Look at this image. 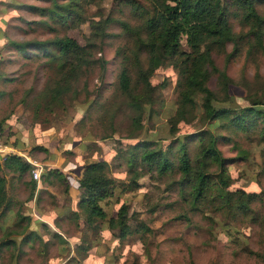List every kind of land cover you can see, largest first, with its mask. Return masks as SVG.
Returning a JSON list of instances; mask_svg holds the SVG:
<instances>
[{"label": "rangeland", "instance_id": "obj_1", "mask_svg": "<svg viewBox=\"0 0 264 264\" xmlns=\"http://www.w3.org/2000/svg\"><path fill=\"white\" fill-rule=\"evenodd\" d=\"M134 2L139 10L151 12L147 0ZM77 3L72 16L55 18L32 9L50 8L49 1L0 0V123L4 139L16 137L24 146L43 143L52 151H45L48 165H34V169H41L39 181L31 178L26 184L15 185L14 176L4 171L8 200L0 210V264H70L69 255L76 256V243L84 237L95 238L96 242L84 259L85 254L76 256L81 259L79 264H264L263 202L252 203L254 212L246 214L230 207L218 210L212 199L194 203L188 196L189 188L178 184L179 151L175 142L188 143L195 149L197 142L187 139L188 135L206 129L213 132L220 138L218 148L227 160V190L259 193L264 191L262 124L257 121L254 127L242 129L234 124L224 126L228 118L208 122L202 118V98L196 96V118L181 122L171 135L168 119L177 107L179 77L173 65L156 58L150 77L152 102L143 106L138 130L133 123L136 112L119 89L118 75L122 52L130 54L134 42L133 35L125 33L119 22L140 25L139 10L125 0ZM259 11L264 15V4ZM229 13L232 30L243 37L247 27L233 7ZM95 23L103 25L105 32L90 49L96 63L77 71L70 90L58 100L46 92L60 79L58 64L48 61L38 50L24 57L10 44L68 36L85 45ZM181 42L187 50L185 36ZM233 48L229 42L225 53L214 54L217 66L232 80L229 99L215 105L240 109L247 94L264 89V53L255 49L247 56L248 46L243 39L238 51L229 57ZM142 59L147 65L146 56ZM131 77L134 81V70ZM208 85L223 96L215 75ZM142 141H150V149L162 151L172 145L168 152L173 165L168 172L161 174L155 165L141 160L143 150L135 145ZM97 160L108 163L107 173L117 184L114 195L100 202L107 217L123 203L128 207L132 232L125 239L120 240L106 228L100 234L93 229L82 231L85 217L71 210L76 208L80 195L71 184L81 176L83 164ZM49 168L62 169L66 174L50 175L44 180L42 173ZM132 169L139 174L138 186L125 191L123 186L129 185ZM209 169L212 178L219 170L216 165ZM33 181L36 189L30 198ZM39 184L46 189L39 188L38 192ZM37 221L45 224H35ZM101 223L97 221L100 227ZM28 233L32 237L24 240ZM58 234L62 240L55 237Z\"/></svg>", "mask_w": 264, "mask_h": 264}, {"label": "trees", "instance_id": "obj_2", "mask_svg": "<svg viewBox=\"0 0 264 264\" xmlns=\"http://www.w3.org/2000/svg\"><path fill=\"white\" fill-rule=\"evenodd\" d=\"M51 2L50 8L32 7L40 14L50 17L62 18L72 16L76 12L77 0H66L58 3V0H43ZM134 10H139L134 0ZM151 12L139 10V17L142 22L138 26H131L126 22H119L122 30L134 37L133 49L130 54L122 52L121 69L118 75V85L121 92L128 97L129 106L136 112L133 123L138 130H141V114L143 106L152 102L153 86L150 77L154 71V61L161 59L168 65H173L178 72V99L177 107L172 116L168 119L171 135L178 131V125L189 123L196 118L194 111L195 97L201 96L203 119L208 122L215 120H228L224 126L234 124L238 128L254 127L256 122L262 124L260 129L261 137L264 140V89L261 93L257 91L247 94L244 97V105L240 109H233L227 106L217 107L215 102H225L229 99V85L232 80L224 69H220L215 60L214 54L225 53L227 44L232 42L234 48L228 56L238 51L240 40L246 42L247 56H250L255 49L264 53V15L259 11L264 0H147ZM236 10L241 21L247 27L245 35L237 36L229 24L230 8ZM67 19V18H66ZM65 19V20H66ZM107 22V21H106ZM94 31L91 32L89 41L85 45L79 44L68 36H56L48 40H33L16 42L10 44L24 57L33 54V50L42 51L49 58L48 61L56 62L61 70L58 83L53 88H46L51 97L58 98L67 93L71 88V79L77 76V71L96 63L92 58L90 49L97 45V41L105 36L104 26L95 23ZM186 37L187 50L182 47V37ZM142 56H146L145 65ZM98 62V61H97ZM104 64V61L100 62ZM131 70L135 71L136 78L133 81ZM215 75L217 86L223 96H218L208 85L209 79ZM0 131L3 132L2 123ZM4 134V132H3ZM187 139L196 140V146L190 148L184 142H177L178 156L176 167L180 172L178 184L189 188L188 196L193 198L194 203L198 201L217 202L216 208H235L243 214L253 213L251 204L263 202L264 191L259 193H246L242 190L231 192L227 190L229 175L226 174V159L222 157L218 148L220 138L208 129L199 133H192ZM150 141H142L135 145L142 148L141 160L146 164L156 166V169L164 174L171 169L173 162L170 153L167 151L150 149ZM42 147H34L33 149ZM195 150V151H193ZM131 168L133 163L129 162ZM216 165L219 170L215 177H211L209 167ZM108 163L104 160L89 162L85 165L81 176L78 179L79 208L85 217L82 231L95 230L98 234L105 228L113 232L120 240L125 239L132 231L129 225L128 207L121 204L114 215L107 217L101 201L111 198L117 184L114 178L107 173ZM34 165L18 154H8L0 161V210L8 200L7 183L4 171L24 175L31 173ZM136 170L131 171L129 185L125 183L123 190H132L138 186ZM57 169H48L42 173L44 180L50 175L61 176ZM36 189V182L31 183L30 198ZM213 192V193H212ZM27 217H23L26 219ZM97 221L102 222L97 225ZM106 225V226H105ZM115 232V233H114ZM30 239V233L25 235ZM38 236V235H36ZM39 237V236H38ZM62 240L60 235H56ZM95 238H83L76 243V256L85 254L93 247ZM11 243H13L11 241ZM73 255L72 263L79 264V258Z\"/></svg>", "mask_w": 264, "mask_h": 264}, {"label": "crops", "instance_id": "obj_3", "mask_svg": "<svg viewBox=\"0 0 264 264\" xmlns=\"http://www.w3.org/2000/svg\"><path fill=\"white\" fill-rule=\"evenodd\" d=\"M24 142H25V140H24ZM6 144H7V146L11 149V153H13V154H18V155H20V156H23L27 161H29V162H31L33 165H35L36 163H41L43 166H45V165H48L49 164V160H47V161H44V156H45V151L46 150H49L48 149V147L45 145V144H43V143H39V144H36V145H26V146H24L23 144H20V143H18L17 141H16V137H10L8 140H6ZM34 147H42V148H44V149H40V148H36V149H34L32 152H31V150L34 148ZM50 152H52L51 150H49ZM31 152V153H30ZM30 153V154H29ZM31 155H33V157H31ZM46 159V158H45ZM43 161V162H42ZM52 163V162H51ZM89 163V162H88ZM88 163H85V164H83V168L85 167V165L86 164H88ZM40 165V164H39ZM67 169L69 170V169H71L70 167H67ZM58 170V169H57ZM59 172L60 173H62V172H64V174H66L65 173V171H63L62 169H60L59 170ZM11 175L12 176H14V181H15V185L16 184H18V182H19V184L20 183H22V184H26L25 183V181L26 182H30V180H31V174L30 173H27V174H24V175H17V174H13V173H11ZM69 179V178H68ZM78 179H79V177H78ZM78 179H77V181L75 180L74 181V185H72L71 184V186H72V190H75V188L77 189V190H79L78 189ZM38 184V183H37ZM75 187V188H74ZM39 188H43V189H46V187H44L42 184H41V187H40V184L38 185V192L40 191L39 190ZM70 190V189H69ZM68 190V191H69ZM35 193V192H34ZM78 201H79V197H78ZM71 210H73V212L74 213H76V212H81V210H80V208H79V204L77 203L76 204V208H72ZM39 224V225H44L45 223L44 222H40V221H37L35 224ZM58 235H60L61 236V234H58ZM75 252V251H74ZM73 252V253H74ZM69 257L71 258V257H73V255L72 254H70L69 255Z\"/></svg>", "mask_w": 264, "mask_h": 264}, {"label": "built area", "instance_id": "obj_4", "mask_svg": "<svg viewBox=\"0 0 264 264\" xmlns=\"http://www.w3.org/2000/svg\"><path fill=\"white\" fill-rule=\"evenodd\" d=\"M8 154H11V149L6 144L3 132L0 131V161L2 162ZM31 176L34 180L39 181L41 176V169H33L31 171Z\"/></svg>", "mask_w": 264, "mask_h": 264}]
</instances>
